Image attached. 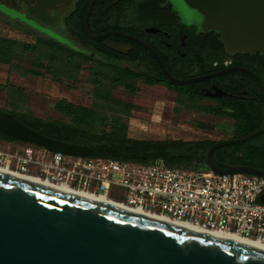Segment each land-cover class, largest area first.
<instances>
[{
  "label": "water",
  "instance_id": "1",
  "mask_svg": "<svg viewBox=\"0 0 264 264\" xmlns=\"http://www.w3.org/2000/svg\"><path fill=\"white\" fill-rule=\"evenodd\" d=\"M68 0H38L28 9L49 27L64 28L63 19L48 11ZM88 6L84 26L91 40ZM201 19L200 30L220 35L227 53L264 54V0H184ZM109 47L121 51L115 46ZM159 60L157 54L147 46ZM175 86H187L230 73L253 78L264 92L262 79L244 67L180 81L161 66ZM224 93L217 91L215 97ZM0 132L55 153L88 157L94 149L48 137L0 110ZM264 127L244 137L216 142L208 151L207 169L222 175H255L264 171L247 166L220 168L214 155L223 147L249 141ZM264 202V195L261 196ZM0 264H264V250L167 223L147 215L51 188L0 171Z\"/></svg>",
  "mask_w": 264,
  "mask_h": 264
},
{
  "label": "trees",
  "instance_id": "2",
  "mask_svg": "<svg viewBox=\"0 0 264 264\" xmlns=\"http://www.w3.org/2000/svg\"><path fill=\"white\" fill-rule=\"evenodd\" d=\"M87 3L78 6V19L74 26L73 36L80 41L84 50H79L71 44L36 37L34 44H22L17 41L0 38V65L11 66L18 50L33 55L31 69L26 75L36 78L54 76L53 79L69 78L78 81L83 63H91L95 67L90 68V83L94 86L93 97L96 108L76 105L67 99H61L55 105V109L67 115L70 123L44 120L32 113L13 114L24 125L46 135L71 143L92 147L94 151L88 157L111 158L121 161H129L140 164H153L162 160L168 167L203 171L207 169L206 158L209 149L216 143L211 140H143L129 136V128L124 117H128L136 108L133 104L126 103L113 97V90L123 87L128 93L135 94L138 91V82L148 86L163 84L177 93V103L180 107L187 105L197 110L208 111L214 115L230 118L237 123L236 137H244L264 127V92L258 88L255 94L259 99L255 102H242L233 98L218 100L220 107H203L199 101L203 98L194 91L196 85L175 86L168 82L162 73H155L151 66L147 70L126 68L122 60L114 57L109 49L103 47L97 40H91L85 31L84 19ZM22 28V27H20ZM28 34L30 30L24 29ZM93 47L96 55L101 60L92 59L85 49ZM246 56H248L246 54ZM229 54L224 49L222 52L203 54L204 61L211 64L219 61L223 64L230 60ZM236 65H243L245 60L239 57L233 58ZM257 65L264 63V54L257 56ZM46 63V64H45ZM254 64V63H253ZM158 67V66H154ZM255 72L264 83V66H240ZM203 73L214 71V66H203ZM209 68V69H208ZM227 66H219V70ZM225 77H232L239 81L241 78L251 79L245 74L231 73ZM109 109L112 116L101 109ZM122 116V117H120ZM200 127L205 128L200 125ZM0 140L5 142H21L0 132ZM214 160L220 168L228 166H247L264 171V133L241 144L220 148L214 155Z\"/></svg>",
  "mask_w": 264,
  "mask_h": 264
},
{
  "label": "built area",
  "instance_id": "3",
  "mask_svg": "<svg viewBox=\"0 0 264 264\" xmlns=\"http://www.w3.org/2000/svg\"><path fill=\"white\" fill-rule=\"evenodd\" d=\"M147 130L146 125L141 126ZM0 168L130 210L234 235L264 245V177L222 175L101 157L55 153L24 142L0 140ZM12 174V173H11ZM120 176L115 179V176Z\"/></svg>",
  "mask_w": 264,
  "mask_h": 264
},
{
  "label": "flooded vegetation",
  "instance_id": "4",
  "mask_svg": "<svg viewBox=\"0 0 264 264\" xmlns=\"http://www.w3.org/2000/svg\"><path fill=\"white\" fill-rule=\"evenodd\" d=\"M11 1L14 4L13 6L11 5L12 3L0 0V13L17 23L18 27L28 29L35 35H41L42 32L20 19L21 14H28L42 28L58 29L63 31L66 36L69 35L67 37L75 38L73 31L78 19V6L84 3L89 6L93 0L63 1L57 3L54 9L49 10L48 13L51 16L54 15L55 11L58 14L60 13L64 28L49 27L28 12V9L35 6L38 0ZM18 7L24 8L25 12L18 10ZM197 15V12L187 6L184 0H95L89 19V26L93 35H104V37L96 40L100 45L109 49L114 57L121 59L123 66H151L153 72L162 73L167 80L168 78L163 73L161 66H165L168 73L174 79L180 81L222 71L218 69L219 66H227V68L264 66V63L257 65L256 62L260 53L255 55L245 52L227 53L218 33L200 30L201 19L196 17ZM109 45L115 46L121 51L113 50ZM147 46L157 54L161 63ZM223 49L226 54L233 58L244 59V64L236 65L233 58L223 64L219 61L213 64L208 60L204 61L203 54L219 53ZM85 51L90 58L103 60L96 55V49L93 47L86 48ZM203 66H214V71L203 73ZM147 69L145 67L143 70ZM225 76L190 85H196L194 91L198 92L203 98L200 101L214 102L220 109L223 108L220 107L218 100H223L227 97L242 102L251 101L258 103L259 99L255 94L258 92V88L261 89V87L253 78L247 75L251 79L241 78L237 81L232 77ZM168 82L170 81L168 80ZM156 86L174 91L163 84ZM217 91H221L224 95L215 97L214 94Z\"/></svg>",
  "mask_w": 264,
  "mask_h": 264
},
{
  "label": "rangeland",
  "instance_id": "5",
  "mask_svg": "<svg viewBox=\"0 0 264 264\" xmlns=\"http://www.w3.org/2000/svg\"><path fill=\"white\" fill-rule=\"evenodd\" d=\"M2 1L12 3L11 0ZM18 10L25 12L24 8L18 7ZM30 17L32 16L28 14L20 15L22 21L42 32L43 36L26 33L17 23L0 13V38L22 44H34L36 37H44L64 44L70 43L75 48L84 50L77 38L67 37L69 35L66 36L58 29L42 28ZM33 59L32 54L18 50L11 66L0 65V110L17 114L28 112L44 120L70 123L67 115L55 109L56 103L61 99H67L76 105L96 108L94 86L89 81L90 68L95 67L94 65L83 63L78 81L69 78L56 80L53 75L47 74L45 69L41 70L46 74L43 78L26 75L28 70H35L32 66ZM125 67L143 70L148 66ZM137 86L138 91L135 94L128 93L123 87L115 88L112 93L114 98L136 107L128 117L120 116L126 120L131 138L219 142L236 137L237 123L234 120L197 110L190 105L180 107L177 103V93L164 87L148 86L141 81ZM199 104L203 107L216 106L211 101H199ZM97 109H101L109 117L113 114L108 108ZM142 125H146L147 130H142ZM119 178L120 176H115V179Z\"/></svg>",
  "mask_w": 264,
  "mask_h": 264
},
{
  "label": "bare ground",
  "instance_id": "6",
  "mask_svg": "<svg viewBox=\"0 0 264 264\" xmlns=\"http://www.w3.org/2000/svg\"><path fill=\"white\" fill-rule=\"evenodd\" d=\"M0 171L1 172H5V173H9V174L12 173L15 176L24 178L26 180H29V181H32V182H36V183H39V184H42V185H45V186H48V187H51V188H56V189L61 190V191H64V192H69V193H72V194H77L79 196L88 198V199L93 200V201H96V202H100V203H103V204L115 206V207H118V208H121V209L130 210V209L122 206L121 204L112 202V201H110L108 199H105L103 197L95 196V195H92V194H89V193H86V192H75V191L70 190L69 188L55 186L53 184H49L47 182L41 181L38 178H35V177H32V176L19 175V174L10 172V171H8L6 169L0 168ZM131 211L136 212V213H139V214L147 215V216H149L151 218H154V219H157V220H160V221H164V222L171 223V224H176V225H179V226H183L185 228H189V229L197 230V231L204 232V233H207V234H211V235L217 236L219 238L229 240L231 242H236V243L243 244V245L253 246V247H256L258 249L264 250V245L263 244H260V243H257V242L251 241V240H247V239H244V238H240V237H237V236H234V235L225 234V233H218V232L203 231V230H201V229H199L197 227H194L192 225H189L187 223L175 222V221H172V220L167 219L165 217L146 214L144 212H141L140 210H131Z\"/></svg>",
  "mask_w": 264,
  "mask_h": 264
},
{
  "label": "crops",
  "instance_id": "7",
  "mask_svg": "<svg viewBox=\"0 0 264 264\" xmlns=\"http://www.w3.org/2000/svg\"><path fill=\"white\" fill-rule=\"evenodd\" d=\"M130 135V134H129Z\"/></svg>",
  "mask_w": 264,
  "mask_h": 264
}]
</instances>
